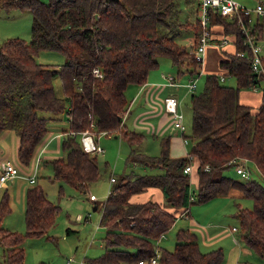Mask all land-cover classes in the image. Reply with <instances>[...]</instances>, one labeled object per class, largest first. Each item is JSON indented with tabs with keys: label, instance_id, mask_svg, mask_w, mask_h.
<instances>
[{
	"label": "trees",
	"instance_id": "trees-1",
	"mask_svg": "<svg viewBox=\"0 0 264 264\" xmlns=\"http://www.w3.org/2000/svg\"><path fill=\"white\" fill-rule=\"evenodd\" d=\"M0 7L32 14L29 41L9 37L0 43V134L4 130L15 133L17 161L29 169L26 173L32 171L35 150L48 132L49 117L43 111L53 116L62 111L67 114L68 127L60 140L64 155L49 161L53 177L80 192L87 191L100 175L96 152L82 147L80 131L85 129L117 134L131 146L128 161L163 169L114 177L100 206L94 202L105 230L103 251L86 256V264H225L223 248L202 249L200 234L188 227L176 230L172 249L160 242L182 212L187 217L194 200L206 202L233 190L252 199L251 207L237 205L239 238L264 256V185L253 178H238L234 169L238 177L227 172L242 159L252 161L264 177V86L259 89L258 105L241 98L243 90L257 87L263 74L251 68L246 34L236 18L209 10L211 38L220 32L216 40L227 36L234 51L219 46L224 55L218 62L219 71L203 74V88L190 94L191 134L183 132L194 141L189 152L171 156L170 138L162 136L160 152L152 156L135 149L143 133L122 123L130 103L125 91L131 84H144L163 56L176 70L167 76L170 83L196 80L202 65L192 51L202 32L198 17L194 22L176 20L180 10L176 0H0ZM248 17H243L247 31L259 40L262 23L249 25ZM179 26L193 29L192 50L176 40ZM42 49L62 53L66 61L40 63L35 54ZM261 60L264 64L263 52ZM95 67L100 76L93 73ZM183 75L187 82L178 79ZM226 75L233 76L235 83H222ZM55 76L60 79L62 96L54 92ZM188 162L196 175L193 200L189 198L190 174L184 171ZM30 183L25 191V231L0 225L5 264H25L22 243L26 237L54 239L48 230L60 206L36 179ZM150 189H159L163 200H140ZM10 211L5 189L0 197V223ZM74 231L66 228L68 234Z\"/></svg>",
	"mask_w": 264,
	"mask_h": 264
},
{
	"label": "rangeland",
	"instance_id": "rangeland-1",
	"mask_svg": "<svg viewBox=\"0 0 264 264\" xmlns=\"http://www.w3.org/2000/svg\"><path fill=\"white\" fill-rule=\"evenodd\" d=\"M198 1L199 0H176L177 7L180 9L178 16H175L176 20L177 18L180 21H185L187 18L192 19L194 17L195 7L198 6ZM238 1L249 9H254V6L259 1L264 3V0ZM256 19L263 24V37L258 41V44L261 46V52L264 53V15L258 14L254 10H251L249 25L255 24ZM31 24L32 14L29 10L6 9L0 7V43L9 37H20L26 41H29L31 38ZM179 28L180 26L178 29ZM179 31H181V33H177L175 38L179 42L181 41V43L187 48H189L192 42L187 38H184L183 35L190 33L191 30L182 28ZM210 42H208V44ZM206 58L211 61L212 52H209V56ZM35 59L40 63H51L56 65L66 61V58L62 53L50 49H42L38 51L35 54ZM163 59L168 61L169 58L163 56ZM213 62L217 64V58L213 60ZM204 66L205 65L203 64V66L201 65L199 68L200 74L196 76V87L193 89V91L186 93L184 88L182 94L181 92H178L181 87H174L176 90L173 94L178 95L177 99L180 102V99H182L181 108L184 113L183 123L186 127L184 132L188 136L191 134L190 94L191 92H198L203 88ZM192 79H194V77ZM188 80L189 79H186L182 82H187ZM222 83L234 84L235 79L233 76L226 75L225 79L222 80ZM53 86L56 95L60 94L62 96L63 92L58 76L53 78ZM263 86L264 76H261L259 78V83L257 84V90L255 93L251 94V98L258 96L260 92L259 89H261ZM170 89L172 88L168 87L169 91ZM154 96L155 103L153 106L156 109H154V107L151 108L148 106V113L144 115L142 119H139L138 123L134 127L136 131L143 133L142 141L135 145L136 151L144 152L152 156L159 154L160 138L162 136L171 137L175 133H180L182 141L185 137L181 131L175 129L173 125H170L169 121V123L166 125V128L162 130L161 133L159 132L157 126L164 120L162 117L166 114L164 113L165 111L163 109L164 104L162 96ZM174 96L176 97V95ZM137 102L134 103V106ZM142 104L145 105L146 103L142 102ZM42 113L50 116L49 113L51 112L43 111ZM53 117L54 118H48L46 120L48 127L47 139L52 137V134H54V136L48 142V146L46 145V150L43 152V154L40 153V148L38 149L37 147L35 150L37 157L41 159L37 166L36 183L43 187L47 193V196L54 203L59 204L60 210L56 215L54 224L48 230V234L52 235L54 239H49L45 235L38 237L28 236L24 239L22 243L24 247V262L25 264H39L41 262L45 264H67V259L71 258L73 260L69 262V264H86V256H94L100 254L103 251V236L105 230L99 224L100 211L93 209L92 206L94 202L100 206L101 202L107 196L109 189L115 183V181L112 182L110 180V177L114 176L117 180L121 175L131 172L136 174L160 173L163 171V169L157 166L149 167L145 164L131 163V161H128L127 156L131 150V146L126 140L120 138V136L117 134L91 132L95 143L100 145V147L103 149L102 152H96L100 175L94 182L91 183L87 191L80 192L78 189L69 185L65 181L53 177V169L49 161L51 158L49 156L53 157L52 155H64V151L60 147L57 149L56 135L62 134L63 130L68 126V117L65 111L59 112ZM132 118L133 116H131L130 120L126 122L128 127L131 126L130 124L133 125ZM188 136H186V141L184 143L186 152H189L190 147L194 143V141L188 138ZM16 138L17 137L14 132L10 130L2 131L0 134V149H2V151L0 150V158L10 160L17 168H19L20 166H17L18 163L16 157ZM48 151L51 152L49 153ZM177 151H181V148L173 150V152ZM177 156L182 155L180 154ZM247 167L249 168V178H253L264 185V177L260 174L255 164L252 161H248ZM233 169L235 170V167L228 169L227 172L234 175L235 177H238ZM20 172L25 174L23 169H20ZM189 174L191 189L195 190V174L193 173V170L190 171ZM238 178L243 177H241L239 174ZM11 181L12 180L6 181V185L0 187V197L4 190L7 189L9 193V202L11 205V211L3 217L0 225L11 230L24 232L25 191L26 188L31 185V183L28 180L22 178H15L13 180L15 182ZM90 194H94L96 200L89 199L88 197ZM152 199L153 197H150V200ZM238 204L243 207H251L252 199L244 196H217L214 199L212 198L206 202H196L194 200L190 208L192 210L191 214L193 213L192 216L194 217L192 218V224H196H190L187 219H176L165 236L161 238L160 246L172 249L175 243V232L180 227H188L194 230L197 235H199V233L202 231L204 232V228H206L207 234L211 236V229L209 230L207 228L211 223H221L224 229L225 227L232 226L234 224L238 226V219L235 214H233ZM87 212H90V216L85 217ZM67 226L75 229V232L68 234L66 232ZM226 231L230 237L231 233L228 230ZM235 233L238 234V231ZM237 237L240 239L239 234ZM210 238V240H214L213 247H222L223 249L227 247V242L225 241H222L223 245H217L219 236L215 237V235H213V237L211 236ZM239 243L241 246L246 247L250 251L249 254L245 251L242 252L241 257L237 258L239 260V264H264V256H261L254 250L250 249L241 239L239 240ZM201 248L204 249L203 247ZM224 255L226 256V251H224ZM233 262H235V259H233ZM0 264H5L3 261V248L1 245Z\"/></svg>",
	"mask_w": 264,
	"mask_h": 264
},
{
	"label": "crops",
	"instance_id": "crops-1",
	"mask_svg": "<svg viewBox=\"0 0 264 264\" xmlns=\"http://www.w3.org/2000/svg\"><path fill=\"white\" fill-rule=\"evenodd\" d=\"M197 17H198V9H197V6H196L195 7V12H194V17L192 19L191 18H187V20L180 21V22H186V21L187 22H194L197 19ZM248 21H249V24H250V15L248 17ZM256 21L259 22V20H257V19H256ZM182 28L190 29V28H187L185 26H180V28L176 30V34L177 33H181V31H179V30L182 29ZM218 29H219V27L217 28V30ZM190 30H191L190 33H187V34L183 35L184 38H187L188 40H190L192 42V44L188 48V50H191V48L193 47V41H194V31H193V29H190ZM220 34H221L220 32H216L214 34L215 38H213L212 41L206 46V52H205V56H204V60H203V64L205 65L204 66V72H203L204 74L207 73V72L208 73L216 72V71H218L220 69L219 65H218V62H219V60L221 58H224V55H223L222 51L219 50L220 47H223L225 49V51H227V52L228 51L229 52H233L234 51V44H233V42H231V40H229V42L227 44H225V45H220V43H219L220 41L216 40V37H219ZM262 37H263V24H262L261 38ZM179 43H181V41ZM209 52H212V60L211 61H209L206 58L207 56H209ZM216 58H217V64H215L213 62V60H215ZM174 73H175V68L171 64V61L169 59H168V61H166L165 59H163V57H160L159 58V62H158V66L156 68L150 70V72L148 74L147 81L144 84H142V85L131 84V85H129L127 87V89L125 91V94H126V97L128 99H130V103H129L128 112L124 116L123 122H122L127 128L135 129L134 127L138 123L139 119H142L144 117V115H146L148 113V109H149L148 106L151 107V108L154 107L153 106V104L155 103V100H154L155 96L154 95H156L157 97L162 96L163 99H164V97L169 96V95H176V97H177L178 96L177 94H173L175 92V90H176L174 87H181V89L178 92H181L182 94H183L184 88H185L186 93L190 92V91L187 90V88L184 85H175V84H172V83H170L168 81L167 76L168 75H174ZM178 79L182 80V81H185L187 79V77L185 78V76L183 75L182 77H180ZM168 87H170L172 89H170V91H169ZM256 89H257V87H250L247 90H243L242 93H241L242 100L248 102V104L253 105V106L258 105L260 103V101H261L260 92H259L258 96L251 98V94L255 93ZM58 95H60V94H58ZM180 100H181V102H180V108H181L182 99H180ZM135 102H137V103L134 106ZM142 102H144L146 104L143 105ZM163 104H164V102H163ZM154 109H156V108L154 107ZM163 109H164V111H165L164 113L166 115H163L162 118H164V120L162 122H160L159 125L157 126V128L159 129L160 133H161L162 130H164L166 128V125L169 122H170V125L174 126L171 114L169 112H167L164 107H163ZM132 110H133V112H132ZM182 112H183V110H182ZM49 115L51 116V117L48 116L49 118H54L52 114H49ZM131 116H133V118H132L133 125L130 124L131 126L128 127L126 125V122H128L130 120ZM183 118H184V115H183ZM175 129H177V128L175 127ZM185 129H186V127H185ZM4 131H7V130H4ZM53 136H54V134H52V137ZM61 136H62V134H57L56 135V137H57V149L60 147ZM52 137H49L47 139V134H46V137L44 138V141L42 142V144L40 146H38V149L43 147V150L41 151V154H43V152L46 150V145L48 146V142L50 141V139ZM169 138H170V142H169L170 155L171 156H177V155H180V154L184 155L186 153V150H185L186 148H185V145H184V141H182V137H181L180 133H175L173 136H171ZM16 148H17V144H16ZM177 148H181V151L173 152V150L177 149ZM0 150L2 151V149H0ZM48 152L50 153L51 151H48ZM52 156L54 157V155H52ZM34 157H35V155H34ZM34 157H33V159H34ZM49 157L51 158V156H49ZM33 159L31 160V162H33ZM0 160H3V158H0ZM17 163L19 164L18 161H17ZM246 164H247V162H246ZM33 165H34V163L31 164V167H33ZM19 166H20L19 170L23 169L26 172L29 170L27 167L24 168L20 164H19ZM26 172H25V174L27 175ZM36 173H37V171H36ZM15 178H22V179L28 180L26 176L25 177L17 176V177H14L11 182H15V181H13ZM195 181H196V175H195L194 182ZM195 184L196 183H194V185ZM3 186H5V185H3ZM218 196L233 197V196H242V195H240V193L238 191L233 190V191H231V193L229 195H218ZM150 197H153V200H156V201H159V202H161L163 200L162 193L159 191V189H150L148 192H146L139 199L140 200H147V199H150ZM94 205H95V203L93 204V206ZM236 209L237 208H235V211L233 212V214L236 213ZM191 212H192V210L190 208L189 213L187 214V217H185V216L177 217L176 219H178V218L187 219L189 221V223L192 224V222H193L192 218H194V217L192 216L193 213L191 214ZM99 224H100V221H99ZM195 224L196 223H193L192 225H195ZM67 227H70V226H67ZM233 227H235L236 229H233ZM237 227L238 226H236L234 224L232 226L225 227V229H224V227L221 225V223H211L209 225V227H207L209 230L211 229L210 234H211L212 237H213V235H215V237L219 236V240H218L217 245L218 244L223 245L222 241L227 242V247L225 249H223V251H226V256L224 255V257H225V263H227V264H239L238 263L239 260L237 258L241 257L242 252L245 251L248 254L250 252L246 247L240 245V243H239L240 239H238V237H237L238 234L235 233L237 231ZM70 228L73 229L72 227H70ZM73 230H75V229H73ZM226 230H228L231 233L230 237L228 236V232ZM199 234H200V238H201V242H200L201 247H203L204 250L210 249L211 247L213 248L214 240H210L211 236L209 234H207L206 228H204V232L202 231ZM233 259H235V262H233Z\"/></svg>",
	"mask_w": 264,
	"mask_h": 264
},
{
	"label": "built area",
	"instance_id": "built-area-1",
	"mask_svg": "<svg viewBox=\"0 0 264 264\" xmlns=\"http://www.w3.org/2000/svg\"><path fill=\"white\" fill-rule=\"evenodd\" d=\"M209 10L217 11L221 15H225L227 17H234L237 21L242 25V28L245 31L246 38L244 39V43L248 44V48L250 49V65L251 68L259 73H262L264 76V64L261 60V46L258 44V40L254 39L247 31L245 21L243 20L244 15H248L251 13V10H254L258 14H264L263 3H258L254 9H249L243 4H241L238 0H200L198 7V20L201 25L202 32L200 36L196 40V44L193 48V54L195 59L201 61L203 65L204 55L206 51V46L208 44L209 39H211V31L209 29ZM220 45H225L229 42V38L227 36H222L219 39ZM242 54V52H238ZM93 73L97 76L101 75V72L97 67L92 69ZM196 80L184 83L187 86L188 91H192L195 87ZM179 84V83H178ZM164 107L167 112L171 113L173 117L174 126L181 131L182 133L185 131V125L183 123V112L180 108V101L174 95H169L164 97ZM74 132V131H71ZM105 133V132H104ZM80 139L82 143L83 150L86 152H102L103 149L100 145L96 144L91 135V131L89 129H85L80 131ZM184 143L186 141V137H184ZM43 150V147L40 148V153ZM187 153V152H186ZM190 159H193L192 155H188ZM41 159L37 157V153H35V157L33 159V169L30 173L22 174L20 173L19 168L15 166L10 160L3 159L0 161V183H4L5 181L17 177L23 176L27 177L29 182H34L36 179V171L37 166ZM235 170L241 177L248 179L249 176V168L247 167L246 161L239 159L235 165ZM184 171L190 173L192 171V162H188ZM110 180L113 182L115 180L114 176L110 177ZM194 190L191 189L189 192L190 200L194 199ZM89 199L96 200L94 194H90ZM90 216V212L85 214V217ZM185 216V212H182L179 217ZM233 229H236L233 227ZM73 259L68 258L67 264L71 262ZM155 261V258H152V262Z\"/></svg>",
	"mask_w": 264,
	"mask_h": 264
},
{
	"label": "water",
	"instance_id": "water-1",
	"mask_svg": "<svg viewBox=\"0 0 264 264\" xmlns=\"http://www.w3.org/2000/svg\"><path fill=\"white\" fill-rule=\"evenodd\" d=\"M93 209H95V207L93 206Z\"/></svg>",
	"mask_w": 264,
	"mask_h": 264
}]
</instances>
